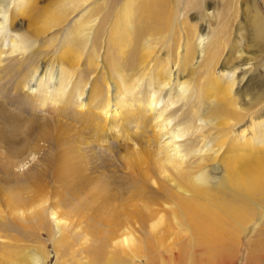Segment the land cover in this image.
Returning a JSON list of instances; mask_svg holds the SVG:
<instances>
[{
    "label": "rangeland",
    "instance_id": "rangeland-1",
    "mask_svg": "<svg viewBox=\"0 0 264 264\" xmlns=\"http://www.w3.org/2000/svg\"><path fill=\"white\" fill-rule=\"evenodd\" d=\"M49 1L37 2V15L45 16L39 10ZM98 2L103 8L97 16L105 18L98 23L100 41L118 33L121 23L115 15L130 2L162 15L148 37L155 50L168 39L174 51L176 43L191 45L203 35L199 81L194 84L200 93L221 70L242 60L251 63L256 81H263L253 90L255 98L245 102L232 94L214 99L225 115L203 131L211 134L210 144L226 148L221 160L228 147L243 141L239 133L264 120V0H161L155 10L148 8V0ZM52 10L48 18H27V30L33 26L45 35L25 57L21 71L0 78V105L7 113L0 116V264H264V195L250 197L238 187V176L249 177L253 166L258 167L255 163L230 175L222 163L206 160L198 168L197 157L187 161L188 175L168 177L156 162L165 154L161 136L132 133L138 128L134 123L123 125L118 136L102 127L83 139L74 131L84 129L88 120L61 117L59 105L39 110L24 101L23 84L41 62L39 55H60L66 35L77 30L74 16L56 26L55 20L69 8ZM117 24L118 31L113 28ZM89 53L109 57L104 48ZM132 64L138 73L145 67ZM95 72L83 67L79 77L87 80ZM260 149L254 158L264 157ZM206 213L208 220L203 219ZM208 221L217 231L223 225L224 235L216 239L214 233L201 234ZM204 241L216 252L225 251L224 257L209 260Z\"/></svg>",
    "mask_w": 264,
    "mask_h": 264
},
{
    "label": "bare ground",
    "instance_id": "bare-ground-1",
    "mask_svg": "<svg viewBox=\"0 0 264 264\" xmlns=\"http://www.w3.org/2000/svg\"><path fill=\"white\" fill-rule=\"evenodd\" d=\"M38 1L0 0V78L7 72L22 70L25 57H30L45 35L44 30L33 26L27 30V18L34 20L36 17H51L52 7L62 6L70 10L67 15L55 20L56 26L68 23L71 16H74L77 17V30L73 33L71 30L66 35L64 51L60 55H39L41 62L23 84L22 98L25 102L28 101L39 110H52L59 105L63 109L59 112L61 117L67 119L74 115V118H83L82 123L88 120L83 125L84 129L79 127L81 130L78 128L74 131L83 139H86V132L95 130L97 134L98 128L102 127L118 136L124 130L123 125L131 127L134 123L138 128L132 133L142 135L151 132L157 134V137L161 136V140L166 141L162 145L165 154L157 157L156 162L168 177L176 172L188 175L190 168H186L187 161L197 157L200 162L198 168L206 160L216 166L222 163V167L230 175L255 163L258 167L253 166L249 177L238 176L239 192L250 197L264 195V157L256 159L252 156L254 151L264 148V120L260 123L253 122L251 128H245L244 132L239 133L243 141L228 147L224 160L220 157L224 155L226 148H217L213 142L210 144L211 134L203 133L205 129L215 126L218 115H225L223 110L216 107L215 101L226 100L232 94H238L245 102L251 101V96L255 98L253 90L261 86L263 81H256L251 63L242 60L221 70L219 76H212L206 81V87L200 93V89L197 90L194 84L199 81L197 73L200 72L202 63L201 46L205 41L203 35H198L191 45L187 41L181 45L176 43L175 52L169 39L157 50L150 46L152 41L148 37L162 16L151 10H155L161 0H148V8L151 10H147L151 13H147L146 8L143 10L136 7L133 2L125 4L115 15L121 28L118 31V24L113 25L118 33L107 41L99 40L98 23L103 19L105 21L104 16L101 15L100 19L97 16L99 8H103H98L101 4L99 0H50L46 8L39 10L45 16L37 15ZM135 15L142 17V20ZM130 23L131 27L128 25ZM75 34L78 38L74 37ZM103 48L104 54L107 51L108 58H95L89 53L92 51L97 54ZM166 49L170 51L167 52ZM171 56L172 62L167 63ZM125 62L129 70L125 67ZM129 62L138 65L144 63L145 67L138 73L136 67ZM106 66H109L107 79ZM83 67H94L96 72L85 80L82 76L79 77ZM189 86H192V92L188 91ZM72 111L76 114H70ZM0 116L7 117L1 105ZM148 118L150 120L146 121ZM228 120L232 121L230 118ZM64 134L68 135L67 132ZM209 156H213L211 160L207 159ZM67 167L71 169L72 162H68ZM203 219L208 220L207 213L203 215ZM205 224L203 230L200 229L204 236L214 233L213 237L217 239L224 235L223 225H219L217 231L209 221ZM210 239L207 238V241ZM204 245L211 261L225 254V251L216 252L205 241Z\"/></svg>",
    "mask_w": 264,
    "mask_h": 264
}]
</instances>
